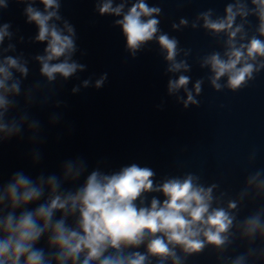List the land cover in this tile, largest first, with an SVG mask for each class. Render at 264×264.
<instances>
[{
  "label": "clouds",
  "instance_id": "1",
  "mask_svg": "<svg viewBox=\"0 0 264 264\" xmlns=\"http://www.w3.org/2000/svg\"><path fill=\"white\" fill-rule=\"evenodd\" d=\"M10 0H0V10ZM26 7V23L37 32L29 43L45 44L42 53L26 57L16 43H25L10 22L0 23V145L27 139L33 167L43 160L44 125L30 109L67 107L60 90L87 71L74 57L86 55L77 44L75 26L61 14L62 0H16ZM43 5V9L35 6ZM94 11L111 16L125 39L132 59L155 43L169 75L167 95L184 109L199 107L205 79L217 92H238L264 70V0H230L217 15L208 8L189 21L181 17L173 32L202 29L218 43L199 58L206 77L195 80L188 62L190 48L161 29L162 9L147 0H95ZM250 17L256 20L252 25ZM7 41V44L5 42ZM150 50V49H149ZM10 53H15L10 54ZM39 65V77L28 86L30 62ZM108 73L89 76L73 85L71 93L101 89ZM183 91L184 95H180ZM21 100L23 104H21ZM162 101L158 108L163 109ZM62 112H52L49 124L58 125ZM71 130V129H70ZM59 139V137H57ZM255 152L250 160H255ZM104 160L89 169L83 156L60 162L58 170H41L35 177L24 170L0 174V264H187L190 257L209 250L217 264H264V203L241 218L248 203L264 201V169L250 173L232 197L217 183L204 184L194 173L165 176L157 182L151 167L131 163L104 170ZM152 195L149 200L146 194ZM162 197V199H161ZM240 247L238 254L230 250Z\"/></svg>",
  "mask_w": 264,
  "mask_h": 264
}]
</instances>
